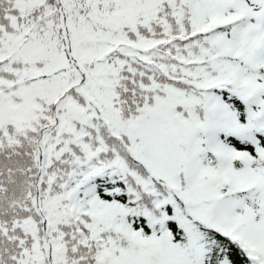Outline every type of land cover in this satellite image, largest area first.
I'll list each match as a JSON object with an SVG mask.
<instances>
[{"label":"snow or ice","instance_id":"obj_1","mask_svg":"<svg viewBox=\"0 0 264 264\" xmlns=\"http://www.w3.org/2000/svg\"><path fill=\"white\" fill-rule=\"evenodd\" d=\"M0 264H264V0H0Z\"/></svg>","mask_w":264,"mask_h":264}]
</instances>
